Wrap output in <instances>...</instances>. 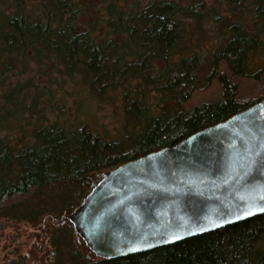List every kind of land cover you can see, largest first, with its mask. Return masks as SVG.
<instances>
[{
	"label": "trees",
	"instance_id": "1",
	"mask_svg": "<svg viewBox=\"0 0 264 264\" xmlns=\"http://www.w3.org/2000/svg\"><path fill=\"white\" fill-rule=\"evenodd\" d=\"M223 1L229 15L240 21L246 13L250 24L232 23L223 44L201 56L186 46L189 21L207 20L198 0L187 6L151 0L142 7L123 0H0V74L32 62L56 72L46 89L55 81L80 85L100 102L108 90L121 97L123 120L114 134L53 121L16 144L0 136V218L36 223L45 213L62 214L53 264H264V214L112 259L96 257L65 218L89 192L91 174L171 145L264 98V64L249 71L250 59L264 48V0ZM21 87L7 90L8 101ZM38 98L25 106L34 111Z\"/></svg>",
	"mask_w": 264,
	"mask_h": 264
},
{
	"label": "water",
	"instance_id": "2",
	"mask_svg": "<svg viewBox=\"0 0 264 264\" xmlns=\"http://www.w3.org/2000/svg\"><path fill=\"white\" fill-rule=\"evenodd\" d=\"M261 209L264 98L105 170L65 218L96 257L112 259L237 224L264 214Z\"/></svg>",
	"mask_w": 264,
	"mask_h": 264
},
{
	"label": "rangeland",
	"instance_id": "3",
	"mask_svg": "<svg viewBox=\"0 0 264 264\" xmlns=\"http://www.w3.org/2000/svg\"><path fill=\"white\" fill-rule=\"evenodd\" d=\"M127 3L138 2L142 7L151 0H123ZM183 6L200 4L207 11V20H192L186 46L190 52L195 51L201 56H210L228 37V27L235 22L242 21L250 24L248 14H243L240 21L229 15L223 0H175ZM249 2L250 0H246ZM219 17L215 23L213 17ZM264 64V48L250 59L249 71H253ZM44 66H36L32 62L25 67L18 65L9 72L0 74V136L8 137L11 144L22 140L34 127L57 121L61 124L86 123L93 130L109 131L114 134L122 124V102L119 94L107 91L106 100L100 102L89 95L80 85L73 88L67 83L59 87L55 81L48 88L44 86L47 78L57 75L56 72L44 71ZM53 74V75H52ZM32 81L31 83H29ZM21 85L20 93L12 96L8 101L6 92L16 85ZM43 90L42 92L37 90ZM49 89L52 90L49 91ZM154 93L152 92L153 96ZM39 97L30 111L25 105L30 104L35 97ZM156 99H151L155 102ZM5 116V117H3ZM4 118L3 120H1ZM5 123H10L5 126ZM95 172L91 178L85 179V186L90 190L91 182L96 183L104 172ZM47 194L44 195V197ZM66 213V212H63ZM68 214V213H66ZM66 221L62 214L51 215L45 213L36 223L27 220H17L10 217L0 218V264H53L55 246L53 239L61 233V226ZM56 230V231H55ZM74 240H76L74 236Z\"/></svg>",
	"mask_w": 264,
	"mask_h": 264
},
{
	"label": "snow or ice",
	"instance_id": "4",
	"mask_svg": "<svg viewBox=\"0 0 264 264\" xmlns=\"http://www.w3.org/2000/svg\"><path fill=\"white\" fill-rule=\"evenodd\" d=\"M261 210H264V209H261ZM249 215L253 214V213H248ZM214 226H219V225H214Z\"/></svg>",
	"mask_w": 264,
	"mask_h": 264
}]
</instances>
